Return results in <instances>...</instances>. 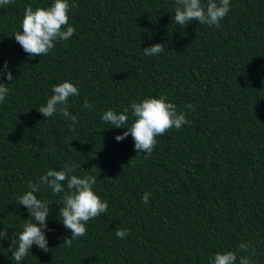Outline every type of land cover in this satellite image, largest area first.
I'll use <instances>...</instances> for the list:
<instances>
[{"label": "trees", "instance_id": "1", "mask_svg": "<svg viewBox=\"0 0 264 264\" xmlns=\"http://www.w3.org/2000/svg\"><path fill=\"white\" fill-rule=\"evenodd\" d=\"M53 2L0 7V68L6 62L13 75L0 77L9 88L0 103V230L9 236L0 239V264H17L11 237L34 222L16 199L28 181L66 162L76 165L74 175L96 176L93 190L108 211L69 246L72 233L58 217L63 193L41 187L35 195L50 204L49 251L34 244L20 264H210L225 251L237 253L236 264L240 256L264 264V0H230L219 27L183 28L173 20L175 0H69L76 32L46 57H30L13 35L27 7ZM156 43L164 51L145 56ZM65 80L79 87L68 102L75 131L70 119L38 111ZM161 95L190 124L157 136L145 158L131 134L115 139L126 127L101 117ZM128 115L130 125V107ZM123 228L130 234L119 239ZM241 243L249 251H238Z\"/></svg>", "mask_w": 264, "mask_h": 264}, {"label": "clouds", "instance_id": "2", "mask_svg": "<svg viewBox=\"0 0 264 264\" xmlns=\"http://www.w3.org/2000/svg\"><path fill=\"white\" fill-rule=\"evenodd\" d=\"M13 3L14 0H0V7ZM175 3L173 20L181 28L192 21L219 27L220 21L230 9V0H208L206 6L201 0H175ZM74 7L76 5L70 4L69 0H54L47 8L27 7L22 20V31L13 35L15 41L20 44L28 56L46 57L55 47V42L67 41L76 32V28L69 24L68 15L70 9ZM165 48L164 44L156 43L143 48V54L145 56L159 55ZM5 75L8 81L13 80V75L8 70L6 62L0 68V77ZM52 92L46 105H41L38 111L46 118L60 114L66 120L70 119L72 123L69 124V129L75 131L78 117L69 112L68 102L70 97L79 95V87L65 80L53 85ZM8 93L9 88L6 83H0V103L5 101ZM83 106L89 109L93 107L87 99L84 100ZM129 107L131 115L135 118L130 125ZM129 107H125L122 112L109 109L102 114L101 119L112 127H126V131L117 134L115 139L122 141L131 134L136 152L145 153V158L152 154L157 143V136L163 135L171 128L179 130L183 125L190 124L184 112H178L176 104L167 101L163 95L144 98L141 102L131 103ZM186 107L195 111V106L192 104ZM75 167V164L66 162L62 170L49 169L40 177L39 183L28 181L30 190L16 199L18 204L26 206L30 217L34 220V222L25 223L18 236L14 233L11 237L12 244L9 251L12 252V258L17 264H20L23 258L30 253L34 244L45 252L49 251L45 229H47V219L50 215V204L38 199L35 195L41 187L51 189L53 194L63 193L58 217L64 227L72 233L70 238L66 237L64 240L69 246L74 239L87 234L86 223L90 219L108 211L107 202L102 201L93 190L96 176L86 175L81 178L73 174ZM150 195L151 193L148 192L143 194L144 204L149 203ZM115 234L117 238L123 239L130 234V229H118ZM7 238H9L7 229L0 230V239ZM249 249L250 245L247 243H241L238 246V251L247 252ZM236 262L237 253L225 251L217 252L210 264H236ZM239 264H251L250 256H240Z\"/></svg>", "mask_w": 264, "mask_h": 264}]
</instances>
